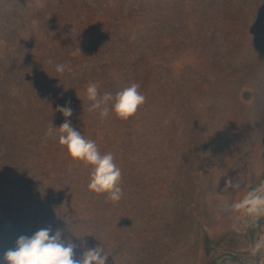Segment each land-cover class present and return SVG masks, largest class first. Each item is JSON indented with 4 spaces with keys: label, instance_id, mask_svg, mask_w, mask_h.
<instances>
[{
    "label": "rangeland",
    "instance_id": "1",
    "mask_svg": "<svg viewBox=\"0 0 264 264\" xmlns=\"http://www.w3.org/2000/svg\"><path fill=\"white\" fill-rule=\"evenodd\" d=\"M93 82L145 102L101 117ZM66 105L118 201L47 134ZM42 228L106 264H264V0H0V254Z\"/></svg>",
    "mask_w": 264,
    "mask_h": 264
},
{
    "label": "clouds",
    "instance_id": "2",
    "mask_svg": "<svg viewBox=\"0 0 264 264\" xmlns=\"http://www.w3.org/2000/svg\"><path fill=\"white\" fill-rule=\"evenodd\" d=\"M66 67L63 63L57 64L55 71L63 73ZM139 87V84L132 83L115 96L110 92L101 96L96 83H89L85 90L90 102L88 110H99L101 117H107L111 110L117 116L127 118L145 102V96L138 91ZM57 111L62 113L65 121L59 127L52 126L47 134L52 135L53 130L58 129L59 144L66 148L70 157L91 166L88 185L91 191L107 193L108 199L118 201L122 196L119 186L121 170L114 163L113 154H101L94 140L86 139L76 130L68 119L73 114L70 106H60ZM76 248L74 242L63 238L60 230L42 228L31 236H19L13 248L0 254V264H106L108 257L103 254L100 246L85 248L79 258L76 256Z\"/></svg>",
    "mask_w": 264,
    "mask_h": 264
}]
</instances>
